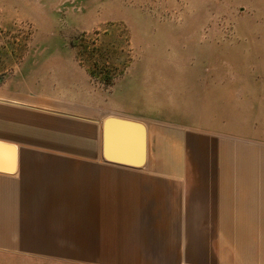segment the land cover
Here are the masks:
<instances>
[{"label":"crops","instance_id":"1","mask_svg":"<svg viewBox=\"0 0 264 264\" xmlns=\"http://www.w3.org/2000/svg\"><path fill=\"white\" fill-rule=\"evenodd\" d=\"M39 90L0 82L5 264H241L235 244L264 243V174L234 172L232 140ZM107 117L145 126L142 166L107 161Z\"/></svg>","mask_w":264,"mask_h":264},{"label":"rangeland","instance_id":"2","mask_svg":"<svg viewBox=\"0 0 264 264\" xmlns=\"http://www.w3.org/2000/svg\"><path fill=\"white\" fill-rule=\"evenodd\" d=\"M4 79L232 140L234 172L264 174V0H0ZM257 231L241 264H264Z\"/></svg>","mask_w":264,"mask_h":264},{"label":"water","instance_id":"3","mask_svg":"<svg viewBox=\"0 0 264 264\" xmlns=\"http://www.w3.org/2000/svg\"><path fill=\"white\" fill-rule=\"evenodd\" d=\"M107 161L138 168L145 161L146 129L137 121L107 117L103 124Z\"/></svg>","mask_w":264,"mask_h":264}]
</instances>
